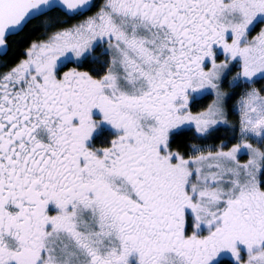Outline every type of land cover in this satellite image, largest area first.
<instances>
[{
    "label": "snow or ice",
    "instance_id": "6c2138e0",
    "mask_svg": "<svg viewBox=\"0 0 264 264\" xmlns=\"http://www.w3.org/2000/svg\"><path fill=\"white\" fill-rule=\"evenodd\" d=\"M0 264H264V0H0Z\"/></svg>",
    "mask_w": 264,
    "mask_h": 264
}]
</instances>
